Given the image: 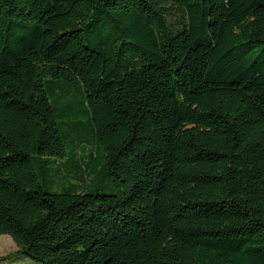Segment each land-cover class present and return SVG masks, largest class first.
Masks as SVG:
<instances>
[{
    "label": "trees",
    "instance_id": "trees-1",
    "mask_svg": "<svg viewBox=\"0 0 264 264\" xmlns=\"http://www.w3.org/2000/svg\"><path fill=\"white\" fill-rule=\"evenodd\" d=\"M0 235L264 264V0H0Z\"/></svg>",
    "mask_w": 264,
    "mask_h": 264
},
{
    "label": "rangeland",
    "instance_id": "rangeland-1",
    "mask_svg": "<svg viewBox=\"0 0 264 264\" xmlns=\"http://www.w3.org/2000/svg\"><path fill=\"white\" fill-rule=\"evenodd\" d=\"M110 191L109 189H105ZM17 248L13 239L9 235H0V258L13 252ZM0 264H40L34 261L32 258L24 255H18L11 259H8Z\"/></svg>",
    "mask_w": 264,
    "mask_h": 264
}]
</instances>
